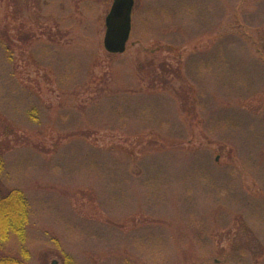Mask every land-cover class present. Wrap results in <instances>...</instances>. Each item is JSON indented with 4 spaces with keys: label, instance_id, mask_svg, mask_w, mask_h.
<instances>
[{
    "label": "rangeland",
    "instance_id": "1",
    "mask_svg": "<svg viewBox=\"0 0 264 264\" xmlns=\"http://www.w3.org/2000/svg\"><path fill=\"white\" fill-rule=\"evenodd\" d=\"M181 1L184 0H134L132 31L126 52L115 55L108 53L103 43L105 18L113 0H61L60 7L65 3L71 12L64 16L65 21L82 22L92 34L84 45L77 36L66 47L80 46L94 54L86 85L69 94L64 91L66 87L60 85L57 73L45 65L43 52L35 47L40 40L46 43L48 31H57V28L51 23L35 21L41 15V8L33 3L17 5L14 0H0V33L8 30L15 39L16 29L23 25L24 31L36 35L31 44L15 40L12 64L8 68L20 87L37 97L38 113L44 118L35 120L30 113L27 117L22 108L18 114L8 106L9 102H5L2 96L5 91L0 89V144L9 145V152L24 149V153L10 157L4 164L5 170L14 172L19 185L27 182V188L33 189L30 190L33 212H39L43 224L46 223L39 227L49 225L43 235L39 233L40 238L33 240L32 245H39L34 254L37 261L43 258L46 250V264H64L66 257L79 264H87L88 259L91 264H264V164L261 165L262 173L257 176L241 165L243 156L245 160L254 153L260 163L264 162V128L254 123L264 117V73L257 70L251 77L240 67L237 74L242 76L244 88L257 86L258 92L239 103L247 109L242 112L236 107L225 106L232 105L230 102H235L234 98L216 97V101L223 104L214 112L215 118L223 122L231 113L234 118L231 123L228 120V125L215 128L211 120H204L203 108L197 106L201 91L197 81L207 85L215 82L212 72L209 73L210 55L207 61L193 58L194 65L190 69L188 65L192 56L210 51L219 32L240 33L249 40V45H253L256 56V31L245 26L241 19L243 11L251 10L248 5L253 1L237 0L234 6L235 0H220L227 18L232 21L236 17V30L230 28L226 18L213 32H206V27H186L188 34L181 35V42H177V4ZM211 4L212 0L208 5ZM16 9L20 11L18 15L14 13ZM70 32L75 33L74 30ZM257 56L264 60L262 54ZM149 61H155L152 84L156 86L152 87L148 82L137 80L139 66ZM164 64L166 70L175 73L167 71L164 74ZM197 64L208 72L197 76ZM177 69L182 71V78L177 77ZM74 71V78L77 76L80 81L82 70L75 68ZM236 77L231 84L235 85ZM115 83L122 87H138L147 95L158 94V91L165 93L144 99L143 105L121 119L109 105L101 102L103 98L99 95L103 90L119 88ZM222 87L219 84L220 91ZM24 105L22 101L20 107ZM93 106L90 119L95 134L89 141L91 147L98 149L96 156L103 159H112L110 155L114 159H121L120 155L126 157L141 177L147 173L149 188L143 181L123 183L118 181L121 176L112 178L106 172L100 174L95 166L83 163L81 146L67 147L69 141L76 139L69 135L76 117H84ZM21 122L29 124L23 127ZM160 135L177 138L168 140ZM173 150L176 156H171ZM99 161L109 164L114 160ZM207 161L215 164L213 167L220 172L228 166L240 171L239 178L232 181L229 178V191L222 188L225 179L220 173L216 179L202 177ZM191 168L201 181L193 183L195 190L187 199L180 194L178 176ZM168 187L174 189L167 193L165 188ZM240 192L257 207H250L248 203L239 208L236 197L242 196ZM171 196H175L172 203L160 200L162 197L170 200ZM194 197H198L199 205L190 203ZM60 199L67 203L64 206L74 213L73 216L58 207L49 208L59 204ZM151 212L164 216L165 224L148 226L151 216L146 217V214ZM109 216L117 221L116 227L114 222H109ZM92 224L102 233L96 232ZM92 231L96 232V237L91 236ZM177 249L181 250L178 255Z\"/></svg>",
    "mask_w": 264,
    "mask_h": 264
},
{
    "label": "trees",
    "instance_id": "2",
    "mask_svg": "<svg viewBox=\"0 0 264 264\" xmlns=\"http://www.w3.org/2000/svg\"><path fill=\"white\" fill-rule=\"evenodd\" d=\"M210 0H184L181 1V3L177 4V30L179 33H177V42H181V35L188 34L186 32V27H192L196 29L199 28H205L206 32L211 31L213 32L214 29H218L219 26H221L226 18V10H224L223 4L220 0H212V4L208 5ZM253 3L249 4L248 7L251 8L250 11L245 10L242 13L241 19L245 26L253 29L256 31V47H257V55L262 54L264 56V0H252ZM15 4L17 5H23L24 2L26 3H33L37 7L41 8V15L37 20L35 21L39 23H51L54 24V27L57 28V31H48V36L46 38L47 42H42L41 40L38 41V44L35 45L36 48L41 50L43 54L45 55V64L46 66H49L51 70L54 73H57L58 79L60 82V85L62 87H66L64 90L65 92L69 94H74L76 89L78 87H82L86 85V80L89 75L90 67H92V64L90 63L91 60H94V54H90L89 52L85 51L83 48L81 49L80 46H74V47H66L67 44H69L70 40L77 37L81 38V43L84 45V42L86 41V38H90L92 34L89 33L88 30H86L82 22H76L72 19H69L68 21H65L64 16L66 14H70L69 8H66V1L64 4H62L63 8L60 7L61 0H14ZM63 2V1H62ZM190 2V3H189ZM237 0H235L234 6L237 4ZM223 11V13H222ZM16 15L20 13L16 9L14 12ZM223 15V17L220 15ZM226 16V17H225ZM69 18V17H68ZM230 17L227 18V23H229L230 28L236 30L238 28V23L234 22L235 19L230 21ZM224 20V21H223ZM65 22V23H64ZM222 23V24H221ZM66 30H68V33H63ZM74 30L75 33H71L70 31ZM204 31V32H205ZM16 37L15 39L10 36V33L8 30H2L0 33V36L2 40H0V89H3V97L5 102H9L8 106L12 107L16 110L18 114H21L22 111H24V114L28 117L29 113L32 118H35V120H40L41 116L44 118V115H41L38 113L40 110V106L38 105V99L35 95H31L28 90L23 89L20 87L19 83L13 76V72L8 68L10 64H12V58H13V47L15 46V40H17L19 43L23 42L24 44H31L32 40L35 39V34L31 32L24 31V27L22 25V28L16 29ZM200 35L202 32L199 33ZM199 36V35H198ZM183 39V38H182ZM63 40H66V43L63 42ZM248 39H246L244 36H241L240 33H232V32H224L222 34L217 33V39L213 47L210 49V51H207L203 54L195 55L190 58L188 61L189 69L194 65L193 58L196 59L197 57L206 60L208 55H210L209 58V66L210 71L212 72V78L215 82L210 83L211 85H207V83H201L200 80H198V84L201 87L200 95H199V102L197 104L198 107H200L203 111V118L206 121L211 120V126L217 127H223V125H228L231 123L232 119L234 118V113L230 114V117L223 122L215 118L214 112L218 109V107H221L223 103H219L216 101V97H221L222 99L226 100L234 98V101H231L230 103H233L232 105L228 104L225 106H233L240 110H237L239 112H242V110L247 111V109H244L240 106L239 103H244V100L246 97L253 96L255 92H258L257 86H254L252 89L251 87L244 88L243 85V79L241 80L242 76L237 74V71L241 68H245L247 70V74H249L251 77H253L255 71L262 70L264 73V60L263 57H258L257 55L253 53V45L248 44ZM255 46V45H254ZM35 54L39 56L38 51L35 50ZM36 55H34V58H36ZM149 64V65H148ZM234 64L235 67H233ZM198 72H196L197 76H201L203 74H206L207 68L202 70L200 65L197 64ZM165 64L162 65L163 69L165 70V73H175V71H169L165 69ZM79 68L82 70L83 73L82 78L80 81H77V76L74 78V69ZM155 69V61L147 63V65L144 63L139 66V75H137V80L142 82H148L149 86H156L155 83L152 84V78L153 73ZM168 71V72H167ZM145 73V75H144ZM189 74V73H188ZM247 74L245 75L247 78ZM190 75V74H189ZM237 76V77H236ZM177 77L182 78V71L180 69H177ZM236 77V83L235 85L231 84L230 81H232ZM249 77V76H248ZM118 79V78H117ZM161 83L162 81L159 80ZM119 83V82H118ZM219 84H222V90L219 89ZM116 85V83H115ZM152 85V86H151ZM163 87L166 86L164 83H162ZM217 86V88L215 87ZM243 87H242V86ZM8 86V89L5 90V87ZM119 86L117 89L110 90L107 89L106 91L99 92V95L103 98L101 102H104V104L110 106V110L116 114L117 117H120L121 119L123 116L126 118V115L137 110L141 105H143V100L147 99L148 97H153L156 95H159L164 92H159L158 94H152L147 95V93L140 92L138 90V87L134 86ZM127 89H126V88ZM234 87L235 89L231 90V88ZM130 88H134V90H130ZM251 89V90H250ZM256 90V91H255ZM259 90V86H258ZM107 91H110V93ZM223 92V93H221ZM247 94V95H246ZM179 97H184V94H179ZM21 98L26 105L23 107L21 106ZM27 99V102H26ZM238 100V103L236 102ZM2 103V102H0ZM101 104V103H99ZM73 104L71 103L70 106ZM22 108V111H18ZM95 108L93 106L89 109L84 115V117H78L76 114V123L74 127H72L69 130L70 136H75L76 139L73 141H69L70 143L67 147L70 145H76L81 146V153L83 156V163L85 165H93L97 172H100V174H104L106 172L109 176L112 178L121 176L118 181L123 183H132L134 181H143L149 188L150 181L148 180V175L141 177L137 172H135V168L132 164V162L126 160V157H123L120 155L119 158L121 159H114L111 155L110 157L112 159H103L96 156V153L98 152L97 148L91 147L90 138L92 135L95 134L93 127V123L91 121V111ZM6 109V108H5ZM144 109V108H142ZM233 109V108H231ZM85 110V109H84ZM37 114V115H36ZM5 115L7 113L5 112ZM255 118V117H254ZM256 119V118H255ZM229 120V123H228ZM256 124H260L261 127L264 128V117L259 118V120H254ZM19 123V122H18ZM29 123H22L20 126H27ZM19 125V124H18ZM20 126H17L19 128H22ZM7 128V127H6ZM34 129V128H32ZM13 130L11 133L13 134ZM141 132V131H139ZM138 132V134H139ZM181 135V133H180ZM260 135V131L258 136ZM168 140H176L177 136L173 137H166L164 135H160ZM250 146V145H249ZM11 147L9 145L3 146V144H0V264H46V258H47V251H45L43 258L39 259L38 261L35 259L36 250L39 245H32L33 240L40 238L39 233L43 235L48 224L45 227H39L43 226L46 223L43 224L42 218L39 216V212L35 213L33 212V202H32V196L30 194V190L33 191V189L27 188V182L22 183L19 185V182L16 181L14 172L10 170H5L4 164L10 160V157L12 158L14 154L24 153V149H14L9 152V149ZM247 148V147H245ZM252 148V147H251ZM249 148V149H251ZM174 149V148H172ZM67 150H65L66 152ZM33 153V152H32ZM37 155H40L38 153H35ZM176 150L171 151V156H176ZM103 155V154H102ZM29 156H32L29 154ZM41 156V155H40ZM64 154H62V160ZM103 157V156H102ZM105 157H107L105 155ZM242 168L249 171V173H253L256 176L262 173V167L261 165L264 164V162H261L258 160V156L254 154L248 155V157L243 159ZM66 159V158H65ZM69 159V158H67ZM66 159V160H67ZM99 160H114L112 163H102ZM67 162V161H66ZM208 162V161H207ZM260 163V164H259ZM215 164H210L208 162L207 167L205 169V173L202 175H207V179H216L218 178V173H220V176L225 179L224 182H222V188L229 191V178H231V181L235 178H239L240 171L237 170L235 166H228L223 171L216 170ZM175 170V169H173ZM13 173V174H12ZM202 174V172L200 173ZM99 175V174H98ZM228 175V177H226ZM147 176V177H146ZM175 179V177H174ZM177 181V179H176ZM178 181L181 183V190L180 194L184 198V196L187 197V199L192 195L193 189V183L199 182L201 180L198 179V177L195 174V169H186V171L178 176ZM17 182V183H16ZM34 183V182H33ZM43 183V182H41ZM26 184V185H25ZM167 184V183H166ZM30 185V184H28ZM177 186V183H175ZM224 185V186H223ZM29 187V186H28ZM124 187V186H123ZM126 187V186H125ZM162 187V186H161ZM180 187V185H179ZM33 188V186L31 187ZM147 188V189H148ZM221 188V189H222ZM174 188H165L167 193H170ZM164 190V189H163ZM240 191V190H239ZM35 192V191H34ZM242 196L239 195V197H236V200L238 201L239 208L240 207H246L245 204H250V207H257V205H254V202H249V198L247 195H244V193L240 192ZM177 196V195H176ZM175 197V196H174ZM174 197L171 196L170 200H166V198L162 197L160 200L162 202H174ZM39 198V196H38ZM59 204L56 206H52L49 208L58 207L63 212H68L70 216H73L72 211H67V208H65L66 204L63 202L62 199H60ZM176 200V199H175ZM38 202V201H37ZM177 202V200H176ZM190 203H198V197H194L190 200ZM48 203H44L43 205H46ZM195 204V205H196ZM263 204V202H261ZM63 205V207H62ZM65 205V206H64ZM38 206V205H37ZM59 214V213H57ZM37 215V219H36ZM151 216V221L148 223V226L150 227H157L160 224H165V218L161 214H157L156 212H151L150 214H146V217ZM257 215L255 214L254 217ZM145 217V218H146ZM39 218V219H38ZM109 222H114V225L116 227V220L111 218L109 216ZM119 222V221H118ZM116 223V224H115ZM89 228H91L90 224ZM93 225V224H92ZM32 226H35L36 229H32ZM94 229L96 228V232L100 231L102 233V230H100L96 225ZM147 227V226H146ZM96 232L92 231L91 236L96 237ZM99 233V232H98ZM104 233V232H103ZM168 233V232H167ZM33 234H36L35 236H32ZM100 234V233H99ZM170 234V233H168ZM104 235V234H101ZM180 235V233H179ZM32 236V237H31ZM46 237V236H45ZM264 237V233H263ZM35 238V239H34ZM165 244H161L163 247ZM211 247V245L209 246ZM208 247V248H209ZM135 248H138L137 246ZM210 249V248H209ZM211 252V249L209 250ZM209 251L206 252L209 254ZM178 252H181V250L177 249V255ZM203 252V251H202ZM136 250L134 251V254H136ZM93 260V259H92ZM87 264H91L89 259L86 262ZM64 264H79L76 261H73L72 258H67L64 261Z\"/></svg>",
    "mask_w": 264,
    "mask_h": 264
},
{
    "label": "water",
    "instance_id": "3",
    "mask_svg": "<svg viewBox=\"0 0 264 264\" xmlns=\"http://www.w3.org/2000/svg\"><path fill=\"white\" fill-rule=\"evenodd\" d=\"M134 0H113L105 18L104 48L110 54L121 55L126 52L132 31Z\"/></svg>",
    "mask_w": 264,
    "mask_h": 264
}]
</instances>
